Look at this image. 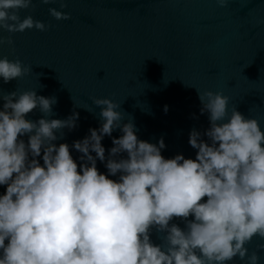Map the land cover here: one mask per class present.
<instances>
[{
    "label": "clouds",
    "instance_id": "clouds-1",
    "mask_svg": "<svg viewBox=\"0 0 264 264\" xmlns=\"http://www.w3.org/2000/svg\"><path fill=\"white\" fill-rule=\"evenodd\" d=\"M57 2L49 14L68 19L65 0ZM215 2L226 7L229 0ZM34 7L35 0H0V31L47 30L31 14L20 16ZM3 43L13 45L11 36H0ZM30 71L19 58L0 56L4 83ZM198 98L209 126L190 130L196 152L186 158L163 156L162 137L138 138L107 96L91 98L99 126L69 145L55 141L78 126V112L50 118L55 96L0 93V264H236L233 257L258 264L246 245L254 236L264 241V128L229 110L220 91H198ZM34 109L42 113L36 120L27 117ZM116 129L121 134L106 154L101 141ZM153 229L163 233L159 244L150 239Z\"/></svg>",
    "mask_w": 264,
    "mask_h": 264
},
{
    "label": "water",
    "instance_id": "water-1",
    "mask_svg": "<svg viewBox=\"0 0 264 264\" xmlns=\"http://www.w3.org/2000/svg\"><path fill=\"white\" fill-rule=\"evenodd\" d=\"M65 3L62 11L69 13L68 19L49 14V7L59 8L57 0H35L34 8L20 10L22 18L31 14L49 25L45 31H0L13 40L11 46L0 44V56L31 66L22 77L7 83L0 79V93L35 89L38 95L56 97L50 118L79 114L78 126L63 129L55 143L71 145L89 127H98L100 108L91 98L103 96L120 104L124 121H133L138 138L155 143L162 137L165 157L182 153L195 158L189 132L209 126L207 112H200L198 91H220L229 97V110L235 106L264 128V0H229L226 7L215 0ZM41 115L34 109L27 117ZM120 134L116 129L103 137L106 154L111 137ZM72 155L79 154L72 150ZM97 168L106 172L99 160ZM172 222L184 226L179 218ZM162 235L153 229L150 239L159 244ZM261 242L254 236L246 245L257 251L258 264H264V249L256 248ZM233 260L241 264L237 257Z\"/></svg>",
    "mask_w": 264,
    "mask_h": 264
}]
</instances>
